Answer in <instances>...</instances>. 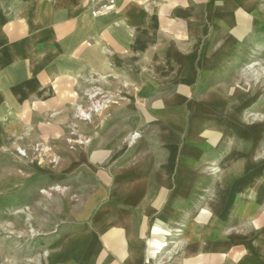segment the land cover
Segmentation results:
<instances>
[{
	"label": "crops",
	"instance_id": "crops-1",
	"mask_svg": "<svg viewBox=\"0 0 264 264\" xmlns=\"http://www.w3.org/2000/svg\"><path fill=\"white\" fill-rule=\"evenodd\" d=\"M104 1L0 0V145L67 152L89 96L114 97L95 147H77L86 165H97L95 194L103 189L112 202L63 243L70 256L61 251L49 264H264V94L251 87L256 93L240 98V111L256 105L254 122L232 113L230 78L209 88L208 111L195 97L208 67L215 71L219 58L228 65L232 42L255 43V69L264 72V0H114L93 15ZM222 104L216 118L210 108ZM207 163L218 166L217 178ZM201 183L204 201L195 194ZM184 221L173 259L159 260Z\"/></svg>",
	"mask_w": 264,
	"mask_h": 264
},
{
	"label": "rangeland",
	"instance_id": "rangeland-1",
	"mask_svg": "<svg viewBox=\"0 0 264 264\" xmlns=\"http://www.w3.org/2000/svg\"><path fill=\"white\" fill-rule=\"evenodd\" d=\"M216 38L218 41L222 38V31L216 32ZM218 41L217 49H220L219 52L223 56L221 47L223 43ZM232 44V58L225 59L232 64L228 62L227 65L224 63V58H219L215 71L212 67H208V71L206 70L202 76V83L195 97L204 100L203 104L207 103L206 94L209 88L213 87V84L219 85L226 78H230L233 87L236 88L232 95V113H234L240 108L241 97L256 93L250 89L251 87H258V93L264 94V72L257 73L255 69L258 63L255 50H252L255 49V43H250L251 48H248L247 42L244 45L233 42ZM246 49L249 53L244 57V53L239 51ZM234 54H236L235 57ZM240 55L242 60L238 62ZM231 67H235L236 72L230 71ZM259 95L261 97V94ZM112 99L114 97L105 94L103 96L95 94L93 98L89 96L87 105L89 118H81L79 111L74 115L75 122L65 139L67 152L64 146L51 148L46 143L40 142L18 145L7 140L6 146L0 145V264H49V258H54L61 251L63 256H70V248L63 243L71 237L80 235L78 233L85 231L87 226L93 225L95 219L93 214H98L111 204L110 198H101L103 189L100 190V197L95 194L97 165L90 163L86 165L77 147L81 145L95 147L97 139L94 135L98 129L97 125L107 124ZM242 102H245L244 98ZM224 106V104L211 106V114L216 118L222 117ZM204 107L208 111L207 105L204 104ZM184 108L186 118L192 113L191 104L186 103ZM107 109L108 113L104 116V122L99 120L97 123L98 114ZM239 113L242 114L241 116L244 115L248 122H254L257 119L254 115L256 105L251 104L250 101L242 105V111L239 109ZM80 122L87 124V137L79 133ZM139 134V131L130 133L123 141L124 147L129 149L134 145ZM203 167L212 179L218 177L217 165L207 163ZM111 168L116 169V165H112ZM195 188L196 196L200 193V201H204L209 193V187L201 183ZM187 209H184L185 215ZM88 214L93 217H88ZM185 225L184 221L174 226L172 237L164 241L166 245L158 253L159 260L173 259L176 253V242L183 236ZM64 248L68 250L65 252Z\"/></svg>",
	"mask_w": 264,
	"mask_h": 264
},
{
	"label": "built area",
	"instance_id": "built-area-1",
	"mask_svg": "<svg viewBox=\"0 0 264 264\" xmlns=\"http://www.w3.org/2000/svg\"><path fill=\"white\" fill-rule=\"evenodd\" d=\"M114 0H106L103 3H100L98 6L94 7L91 12L93 15H97L99 13L106 12L113 8ZM89 110V109H88ZM87 111H79V115L81 118L87 119L89 118V112Z\"/></svg>",
	"mask_w": 264,
	"mask_h": 264
}]
</instances>
